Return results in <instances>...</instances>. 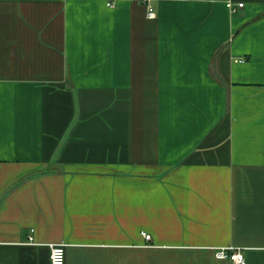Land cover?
Masks as SVG:
<instances>
[{
  "label": "crops",
  "instance_id": "obj_1",
  "mask_svg": "<svg viewBox=\"0 0 264 264\" xmlns=\"http://www.w3.org/2000/svg\"><path fill=\"white\" fill-rule=\"evenodd\" d=\"M61 243L264 264V0H0V264Z\"/></svg>",
  "mask_w": 264,
  "mask_h": 264
},
{
  "label": "built area",
  "instance_id": "obj_2",
  "mask_svg": "<svg viewBox=\"0 0 264 264\" xmlns=\"http://www.w3.org/2000/svg\"><path fill=\"white\" fill-rule=\"evenodd\" d=\"M145 2L155 1V0H143ZM242 4L238 7L242 8ZM227 8L231 13L235 12L234 5L230 2L227 3ZM147 18L154 19L155 14L151 8L147 9ZM146 241H150L149 235H143ZM65 247L66 245L61 244H51L49 245V264H65ZM214 258L217 261H228L232 264H245V259L239 249L234 248H221L214 253Z\"/></svg>",
  "mask_w": 264,
  "mask_h": 264
}]
</instances>
